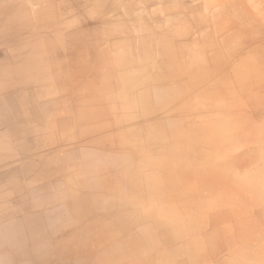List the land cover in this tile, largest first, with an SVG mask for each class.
Segmentation results:
<instances>
[{
    "label": "bare ground",
    "instance_id": "6f19581e",
    "mask_svg": "<svg viewBox=\"0 0 264 264\" xmlns=\"http://www.w3.org/2000/svg\"><path fill=\"white\" fill-rule=\"evenodd\" d=\"M185 1L0 0V99L12 109L0 117V177L11 175L0 184V264H78L103 253L107 264H232L230 253L242 264H264V153L253 163L256 151L246 149L238 161L244 174L218 173L224 164L214 160L227 163L233 146H248L259 132L248 120L234 127L232 115H216L219 91L228 94L219 60L205 66L208 48H216L206 17L223 0ZM240 6L230 0L229 9ZM241 8L242 18L261 25L252 23L230 47L236 68L249 70L254 44L264 43V0ZM258 74L255 88L264 87ZM47 85L74 102L62 125L41 123L57 101ZM151 86L166 97L157 100L158 115ZM120 105L147 110L122 117ZM148 112H156L152 124L142 121ZM260 136L264 144V130ZM54 157L63 161L44 162ZM53 204L74 218L49 211ZM40 206L53 219L45 233L17 223Z\"/></svg>",
    "mask_w": 264,
    "mask_h": 264
},
{
    "label": "rangeland",
    "instance_id": "374dc122",
    "mask_svg": "<svg viewBox=\"0 0 264 264\" xmlns=\"http://www.w3.org/2000/svg\"><path fill=\"white\" fill-rule=\"evenodd\" d=\"M193 1H195L200 6L206 5V0H191V1L189 0L188 2L187 1H185V2L188 5H191V3ZM244 1H246V0H241V6L240 7H238V8L233 7L232 9L231 8L229 9L230 0H223L222 3L215 5V7L211 6L210 9L207 11V17H206L207 20L209 19V21L212 25V30L214 33V34L213 33L212 34H213V37L215 40L216 48H214V46L208 48V53L206 54V57H207L206 61L208 62V64L207 65L205 64V66H208L209 64L212 63L213 57H215L216 59L219 60L218 69H217V77L221 82H223V84H222L223 88H225V91L228 94V95H225L222 93V90L219 91L220 93H218V96H217L218 102L216 104V109H217L216 115H218V116L232 115V117H233L232 121L230 122V124H227V125L234 126V127L237 126L238 123H240L241 121L248 120L250 123L254 124V126L256 127L255 128L256 131H259V132H255V134L249 138L248 146H242V145L233 146L232 152L230 155L231 156L230 160L227 161V163L224 162L225 161L224 159H220L217 156L214 157L215 163L218 160V161H221V164H224V165L220 164L221 166H218L216 168V171L218 173L226 172L228 174V173H231L232 171H235V170H238V171H240V173H243L244 170L239 167L238 161H239L240 157L245 156L246 149L256 151V153L253 154L254 156L252 155V156L248 157V161L249 162L252 161L253 163H257L259 160H261L262 155L264 153V144L262 143V140L260 139V137H261L260 135H262L263 130H264V127L262 126V123H261V120L264 119V115H262V116L260 115V111L262 109L264 110V87L261 86L260 88H258V87L255 88L254 84L251 82L253 80L252 74L255 72L259 73L258 77H261V78L264 77V62L260 63V62H262L261 52L264 50V47L263 46L261 47L259 45V44L264 45V43L262 42V43H259L258 45H256V43L254 44V46H256L257 48L255 49L256 52L253 55V57H254V60H253L254 68L253 69L252 68H250L249 70L244 69V68L237 69L236 68L237 64H235L231 60V57H230L231 56L230 54L232 52L230 47L234 46L236 44L237 40H242L244 38V35H243L244 32L245 31L248 32V28H249V26L252 25V23L256 29L260 30V28H261L260 22L257 19H256V22H257L256 23V22H254L255 18L253 19L252 17H245V16L242 18V16L240 15L241 13L244 12V11H241L244 8V7L241 8ZM254 3L256 5L258 4L257 1L256 2L254 1ZM213 7H214V9H212ZM208 25H210V24L208 23ZM216 25H218L219 28H217ZM235 33H236V36H235ZM172 38L174 39V36H172ZM110 45H111V43H110ZM159 45L164 46L166 48L169 47L166 43H159ZM110 47H112V45ZM171 50L176 52L175 49H171ZM41 60L44 63L47 62L46 58L41 59ZM253 63L251 64V66L253 65ZM160 67L162 69H166V70H172V68L177 69V66H175V65L164 66L161 64ZM234 69L238 70L239 80L232 79V77H231L230 73H232L234 71ZM208 74H207V71L204 72L205 79L208 77ZM242 77H244L243 80H241ZM241 83H243L246 87H243L241 85ZM62 89L63 88H59L58 90L63 91ZM190 89H191L190 84H186L185 90H187L189 92V94L187 93L189 95V98H192L194 95L191 94L193 91H189ZM51 90L53 91V93L55 95V97H53V98L56 99L57 101H54V102L48 104L44 108V111H43L44 117L42 118L43 121L41 122V123H44V126L47 125L48 127L50 125H52L54 122L61 124L59 121L62 119H66L67 116L69 115L68 108L70 107V104L72 103V105H74V102L71 101V99L70 100L68 99V101L67 100L65 101V98H63L65 95H63V92L55 94L54 90H56V88L52 87L51 85H47L45 93H50L52 96L53 94H52ZM150 91H153V93H154L153 96L151 97V99H152V102L155 106V110H157V115H158L159 107H158V105H156L157 100L159 101L161 99H165L166 97L159 98L157 95V91H156L155 86H151ZM232 91H234L235 95H234V98H232L233 100L231 102H229V100H228L229 93ZM64 93L68 94L66 92H64ZM47 96H49V95H45V97H47ZM125 99L128 100L127 103L134 101V97L125 98ZM121 104H123V103H121ZM169 107H170V103L167 105L166 112H169ZM212 107H210V108H212ZM175 108H177V107L175 106ZM144 109H146L144 106L141 107L138 105L133 106V108H131V109L126 108V107L124 109V108H121V105H120L117 108V114L119 116H122V117H123V115H125V117H127L128 115L138 116L142 112H144ZM172 109H173V106H172L171 110ZM244 109H246V110L244 111ZM248 111L252 112V115H250L248 113ZM245 112H247V113H245ZM11 113H12V109L9 107V105L3 99H0V117H9V115H11ZM155 116H156V112H154V113L148 112L147 115L142 118V121L146 124H152V122L156 121ZM53 117H55V118L57 117V118L55 119ZM151 126H153V125H151ZM53 128L54 127L51 126V129H53ZM260 132H261V134L259 135ZM49 137H50V134L46 133V139H49ZM45 147H48V146L45 145ZM139 148H140L139 149L140 155L148 153L144 149L141 150V146H139ZM95 150L96 149H94L93 151H95ZM39 152H41V149H40V151H37V153H39ZM94 160H98L99 162H101V160H99V159H94ZM62 161L63 160L58 158V157L49 158L47 160H44V162L48 163V164L53 163V162L58 163V162H62ZM143 165H144V162H143ZM154 166L157 167L155 164H154ZM10 177H11V175L3 173L2 177H0V179H1L0 184L8 183ZM34 185L35 184H33L32 186H34ZM197 187H198V191H200L201 193H205V194L209 195L211 192L209 189L201 190L199 188L200 182H198L196 184V188ZM65 194H66V192H65ZM209 197L210 196H208V198ZM145 201H146V199H141L139 201V204L141 207L144 205ZM195 203L196 202H193V203L190 202L189 204L194 206ZM46 211H48V210L44 206H40V210L34 211V209H31L29 211L30 213H26L23 218H19L20 216H17L15 218H19L17 223L26 224V226L30 227L32 230H35V231L40 230L41 232L45 233V230L48 229V227L51 225V223H48L49 220L50 221L53 220L52 218L48 219V221H47V219H44ZM49 211H54V212L59 213L61 215L62 219L67 218L69 220H72L74 218V215L70 214L67 209L61 208L58 205L53 204V206L51 208H49ZM92 221H94L95 225L105 227V223L100 222L98 219L97 220L92 219ZM231 222L232 221H228V222H225L224 224L223 223L222 224H223V226L225 224H227V227H228V226H230ZM107 233L109 234L108 230H107ZM93 236H95V235H93ZM99 252H101V251H99ZM99 259L100 260L105 259L106 263H104V261H103V264H107L108 254L103 253L101 255H98V257H95L93 254L87 255V256H84L82 258H79L78 264H96V261ZM229 260L232 264H242L243 263V258L236 255V254H233V253H230ZM213 262H214V264H218L215 261H213ZM220 264H224V263H220Z\"/></svg>",
    "mask_w": 264,
    "mask_h": 264
}]
</instances>
